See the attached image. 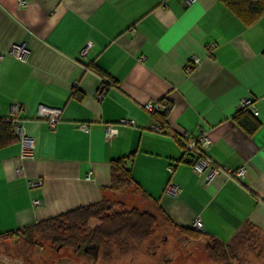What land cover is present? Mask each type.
<instances>
[{"label": "crops", "instance_id": "1", "mask_svg": "<svg viewBox=\"0 0 264 264\" xmlns=\"http://www.w3.org/2000/svg\"><path fill=\"white\" fill-rule=\"evenodd\" d=\"M24 1L0 0V118L17 128V140L0 147V243L61 212L123 199L109 189V163L123 156L128 188L157 204L176 232L199 219L204 240L226 244L245 225L264 233V14L246 25L220 0ZM15 43L28 49L24 60L8 53ZM192 55L200 62L186 72ZM242 98L257 110L251 133L235 121ZM147 100L161 104L164 133L151 131L158 118L144 110ZM40 106L60 110L53 130ZM107 123L117 133L105 136ZM168 130H205L208 156L229 174L205 182ZM21 135L33 139V157H21ZM239 167L242 177L232 174ZM38 178L31 190L28 180ZM169 181L177 196L163 191Z\"/></svg>", "mask_w": 264, "mask_h": 264}, {"label": "rangeland", "instance_id": "2", "mask_svg": "<svg viewBox=\"0 0 264 264\" xmlns=\"http://www.w3.org/2000/svg\"><path fill=\"white\" fill-rule=\"evenodd\" d=\"M122 194L123 199L114 198L116 205L113 211H120L125 204H118L129 200L133 202V205H128L130 209L136 207L144 210L150 206L133 189L125 188ZM140 202L141 205L136 204ZM99 224V220L90 219L79 231L66 230L63 224L53 232H36L29 239H25L22 234L14 238H2V264H223L213 262L208 257L206 247L212 244L211 239L187 237L161 222L153 226L152 234L145 241L135 242L124 234L103 241L99 244L97 257L83 253L75 246L52 241L55 234L67 236L73 233L83 238ZM241 230V243L233 246L226 264H264V233L251 226Z\"/></svg>", "mask_w": 264, "mask_h": 264}, {"label": "trees", "instance_id": "3", "mask_svg": "<svg viewBox=\"0 0 264 264\" xmlns=\"http://www.w3.org/2000/svg\"><path fill=\"white\" fill-rule=\"evenodd\" d=\"M220 1L246 25L253 23L264 14V0ZM156 115L159 121H164L160 113L157 112L155 116ZM246 115L250 117L249 121H244L242 119V116ZM235 121L248 133L253 132L258 126V122L248 109H239V112L235 116ZM16 140L17 135L14 129V120L12 118H0V147ZM128 160V156H123L113 159L109 163V189L115 193L128 188L133 182L130 170L127 166ZM115 203L116 201L103 197L93 203L78 206L46 219L39 220L34 224L24 227L20 231L8 232L1 237L14 238L16 235L22 234L25 239H29L32 234L36 232L43 234H46V231L53 232L56 227L59 228L63 224H65L66 230L79 231V228L85 227L90 219L99 220L100 224L90 229L83 238H78V236L73 233L67 236L55 234V236L52 237V241L62 242L64 245H72L75 246L77 250H82L85 244L92 242L100 244L105 240L123 234L135 242L145 241L152 234V229L155 224H160V222L164 224L168 223V216H165V214L161 212L162 210L157 204H151L149 208L144 210H138L136 207H133L130 210L113 211V207L116 205ZM241 229L226 244L216 238H210L212 244L206 247L208 257L213 262L226 264L233 246L237 245V243H241ZM178 231L180 234L187 237H201L203 232L194 230L191 227H178Z\"/></svg>", "mask_w": 264, "mask_h": 264}, {"label": "built area", "instance_id": "4", "mask_svg": "<svg viewBox=\"0 0 264 264\" xmlns=\"http://www.w3.org/2000/svg\"><path fill=\"white\" fill-rule=\"evenodd\" d=\"M184 1H191V0H184ZM18 5H25L24 0H17ZM86 52V48H82L80 53L84 55ZM8 53L13 55L15 58L19 60H24L28 54V49L26 48L24 43H15L13 44ZM4 53L0 52V60L3 58ZM144 57L142 56L141 59ZM200 59L196 55L190 56L188 63L186 65V72H190L193 66L199 64ZM102 94H98V97H101ZM239 109H248L253 114L257 113L255 104L252 99L250 98H242L239 101ZM161 104L158 101L154 100H147L143 104V108L146 112L154 115L156 112L160 110ZM24 107L21 105H13L12 112L14 116H19ZM39 115L48 120L50 128L53 130L55 128V122L57 121L60 110L57 108H47L40 106ZM118 124L124 125H133L135 120L130 118H120L117 121ZM76 126L82 130H88V125L83 122L76 123ZM165 125L161 121H156L151 126V131L155 133H164ZM17 128H15V131ZM104 133L105 136L109 137L115 133H117L116 124L107 123L104 125ZM166 135L170 138L177 139L179 141L180 149H181V160L187 162L190 165L191 170L201 176L205 182H209L216 174L219 173H226L229 174L228 170L224 167L219 166L216 164L207 154V150L210 147L211 140L205 130H201L198 134H193L191 132H183L178 133L173 130H168ZM21 157H33L34 156V141L32 138L28 136L21 135ZM167 170L169 173L172 172L173 166L168 165ZM17 173H21V169H16ZM244 172L243 167H239L237 170L232 172L237 177H242ZM42 184L41 179H31L28 180V187L31 190H36ZM163 191L169 195L177 196L180 192V188L178 185L174 184L173 182L169 181L165 184ZM34 206H38L41 204V200L34 198L32 200ZM192 229L203 231V223L199 219H195L191 226Z\"/></svg>", "mask_w": 264, "mask_h": 264}, {"label": "water", "instance_id": "5", "mask_svg": "<svg viewBox=\"0 0 264 264\" xmlns=\"http://www.w3.org/2000/svg\"><path fill=\"white\" fill-rule=\"evenodd\" d=\"M98 251H99V244L95 243V242L85 244L82 247V252L83 253H89L93 257H97Z\"/></svg>", "mask_w": 264, "mask_h": 264}]
</instances>
